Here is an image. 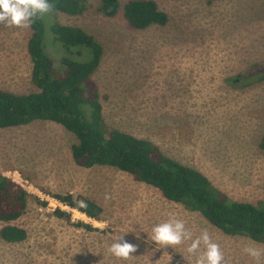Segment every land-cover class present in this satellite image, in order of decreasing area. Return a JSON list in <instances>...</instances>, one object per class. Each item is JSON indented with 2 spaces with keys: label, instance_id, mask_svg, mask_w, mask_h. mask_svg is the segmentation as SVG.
<instances>
[{
  "label": "rangeland",
  "instance_id": "1",
  "mask_svg": "<svg viewBox=\"0 0 264 264\" xmlns=\"http://www.w3.org/2000/svg\"><path fill=\"white\" fill-rule=\"evenodd\" d=\"M119 1L124 6L131 0ZM153 1L168 15L166 26L134 30L122 11L105 17L101 0H87L78 16L58 14V23L83 29L103 47L93 80L107 124L153 142L169 158L204 174L230 199L263 203L264 81L259 82L262 74L247 72L264 67V0ZM31 36V28L0 25L1 90L37 92L31 81ZM75 144L76 137L53 122L0 130V174L33 197L25 215L10 224L25 229L28 237L18 244L0 237V264H191L186 245L160 248L148 239L152 227L169 214L185 221L194 238L207 229L227 264H254L243 248H264L227 236L200 213L167 201L131 174L77 166L71 152ZM67 194L101 206L102 220L64 204L60 208L55 196ZM58 209L72 224L98 231L58 219ZM4 226L0 222V230ZM120 235L138 246L129 261L107 252Z\"/></svg>",
  "mask_w": 264,
  "mask_h": 264
},
{
  "label": "trees",
  "instance_id": "2",
  "mask_svg": "<svg viewBox=\"0 0 264 264\" xmlns=\"http://www.w3.org/2000/svg\"><path fill=\"white\" fill-rule=\"evenodd\" d=\"M50 3L55 5V11L36 19L30 27L31 81L37 92L19 95L0 89V130L36 121L61 125L77 139L71 149L77 166L83 169L110 167L131 174L137 181L159 190L167 201L200 213L227 236L264 244V202L254 205L234 201L204 174L169 158L153 142L107 124L100 91L93 80L104 55L103 47L83 29L57 22L59 13L83 14L88 2L50 0ZM101 3L105 17L114 18L122 11L134 30L166 26L169 22L168 15L153 0H131L124 6L119 0H101ZM87 51L90 55L86 57ZM247 73H260L263 77L259 82L264 81V67L256 66ZM31 197L12 179L0 174V222L6 224L0 230V237L5 242L18 244L27 239L25 229L10 224L25 215ZM55 197L89 219L102 220L103 208L87 198L75 199L71 194ZM34 199L40 206H47L46 202ZM54 215L72 224L70 217L60 209ZM72 225L90 232L98 231L83 223Z\"/></svg>",
  "mask_w": 264,
  "mask_h": 264
},
{
  "label": "clouds",
  "instance_id": "3",
  "mask_svg": "<svg viewBox=\"0 0 264 264\" xmlns=\"http://www.w3.org/2000/svg\"><path fill=\"white\" fill-rule=\"evenodd\" d=\"M55 11V5L50 0H0V25L5 28L29 29L36 19H43ZM105 199H110L108 195ZM80 204L84 206V202ZM139 233L136 239H140ZM148 239L160 248L186 245V252L192 257L191 264H227L225 254L220 244L213 241L207 229L195 236L186 227L185 221L178 219L174 214L152 227ZM138 246L118 236L112 242L107 252L119 261H129ZM243 252L249 256L254 264H261L264 257V248L259 246H245Z\"/></svg>",
  "mask_w": 264,
  "mask_h": 264
},
{
  "label": "built area",
  "instance_id": "4",
  "mask_svg": "<svg viewBox=\"0 0 264 264\" xmlns=\"http://www.w3.org/2000/svg\"><path fill=\"white\" fill-rule=\"evenodd\" d=\"M18 185H19V183H18ZM20 187H22L23 188V185H21L20 184ZM61 205H63V203L61 202L58 206L60 207V208H63ZM64 206L66 207V208H71V207H69V206H67V205H65L64 204ZM56 208V207H55ZM71 209H74V208H71ZM62 210V209H61ZM75 210V209H74ZM56 211V210H55Z\"/></svg>",
  "mask_w": 264,
  "mask_h": 264
},
{
  "label": "crops",
  "instance_id": "5",
  "mask_svg": "<svg viewBox=\"0 0 264 264\" xmlns=\"http://www.w3.org/2000/svg\"><path fill=\"white\" fill-rule=\"evenodd\" d=\"M8 92V91H7Z\"/></svg>",
  "mask_w": 264,
  "mask_h": 264
}]
</instances>
